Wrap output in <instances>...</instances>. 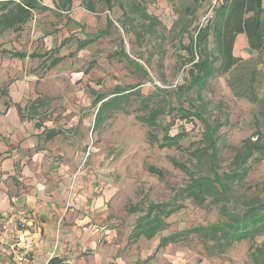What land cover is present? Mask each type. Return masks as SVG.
Wrapping results in <instances>:
<instances>
[{
	"label": "rangeland",
	"instance_id": "obj_1",
	"mask_svg": "<svg viewBox=\"0 0 264 264\" xmlns=\"http://www.w3.org/2000/svg\"><path fill=\"white\" fill-rule=\"evenodd\" d=\"M82 1L72 0L65 10L57 6L59 0H41L48 11L33 12L21 30L0 35V100L7 101L10 83H24L26 110L40 115L47 127L61 130L55 140L62 157L81 163L97 190L110 195L102 224L109 233L98 238L99 251H87L82 255L84 262L75 264H264V234L253 242L234 243L222 253L207 250L211 244L206 246L196 235L156 248L162 237L221 220L210 202L197 208L177 196L192 178L211 176L206 159L198 163L193 155L208 144L203 124L195 117L183 120L179 111H196L206 119L217 145L215 169L219 174L228 171L233 150L255 133L257 108L248 100L252 90L247 83L250 60L256 55L248 51L245 35L237 37L232 55L249 68L239 64L229 74L214 75L198 96L178 87L188 80L190 41L208 24L202 23L208 11L205 0H112L110 8L104 0H90L93 13L83 8ZM143 14L160 23L151 34ZM101 33L92 44L76 49L86 35ZM207 49L216 54L211 34ZM12 52L45 58L18 59ZM198 53L196 47L195 58ZM57 55L63 57L61 62L45 68ZM256 70L253 85L255 94L262 97L264 64ZM119 90H126V112L104 111L95 121L100 103ZM235 92L242 96H234ZM153 110L162 114L157 126L149 128L138 117ZM166 131L178 138L162 146ZM150 167L162 171V176L149 172ZM231 187L230 209L242 207L240 196L264 200V160L252 162L244 181ZM174 198L183 207L166 219V229L150 240H134V227L147 208Z\"/></svg>",
	"mask_w": 264,
	"mask_h": 264
},
{
	"label": "trees",
	"instance_id": "obj_2",
	"mask_svg": "<svg viewBox=\"0 0 264 264\" xmlns=\"http://www.w3.org/2000/svg\"><path fill=\"white\" fill-rule=\"evenodd\" d=\"M107 7H111L112 0H104ZM72 0H59L57 6L60 9L68 10ZM83 8L88 12H94V4L90 0H83ZM49 8L42 4L41 0H0V35L8 30L19 31L26 25L33 12H46ZM123 15L125 13L123 12ZM143 17L149 20L147 29L149 34L153 28L160 23L154 18L143 14ZM207 26L200 28L196 32V37L190 41L189 63L187 71L188 80L185 81L179 90L195 92L200 96L208 80L214 75H225L233 71L239 64H245L246 61L232 55L234 42L239 35H245L248 50L255 54L252 68L249 70V79L247 86L252 90V96L248 100L256 105L254 114L255 133L241 141L238 148L233 150V156L230 161L228 171L219 174L214 166L217 152L216 140L214 138V129L207 123L206 119L196 111L180 109L181 118L190 120L191 117L199 119L204 127L203 139L207 142L206 149H196L193 155L198 163L203 157L208 163L211 176H198L192 178L187 185L180 189L177 196L182 200H189L197 208H203L207 202H210L218 209V215L221 220L208 226L186 229L174 234L162 237L157 245V249L166 247L169 244H176L187 240L191 235L198 236L207 246V250L217 249L222 253L227 247L241 241L253 242V240L264 234V200L258 197L240 196L238 202H242L241 208L228 207L229 203L234 201L232 193V184L242 183L246 178L252 162L264 160V96L258 97L255 94L253 83L256 80L257 65L264 64V8L262 0H222L221 4L214 10L212 18L207 22ZM211 34L215 44L216 54L207 49V37ZM101 35H86L83 41L77 43V50H82L95 42ZM66 40V39H65ZM196 47L199 53L195 58ZM201 50V52H200ZM14 58L23 59L27 57L26 53L12 52ZM125 57V55H121ZM29 58L38 57L35 54L28 55ZM51 58V56L49 57ZM50 60V59H49ZM61 57H55L49 61L45 68H52L61 61ZM249 61V62H250ZM45 62V61H44ZM246 68H249L245 64ZM240 84V83H239ZM245 84H241L244 86ZM231 89L232 85L229 84ZM126 90H119L113 97L100 103L95 121L105 111L106 113L126 112L124 100L127 98ZM240 97L239 93L233 94ZM101 99L98 97L94 103ZM162 114L159 110H153L147 116L138 117L141 123L149 128L157 126V117ZM178 136L170 137L165 132L162 146H169L175 142ZM174 166L184 169L183 165L174 163ZM149 172L162 176L163 172L152 167ZM183 207L181 201L175 198L157 205H150L147 208L146 215L138 219L132 232L133 239L140 237L150 240L158 233L164 231L167 227L166 219L172 214L180 211ZM264 248V245L263 247ZM48 264H63L62 260L52 258ZM137 264H145L140 261Z\"/></svg>",
	"mask_w": 264,
	"mask_h": 264
},
{
	"label": "crops",
	"instance_id": "obj_3",
	"mask_svg": "<svg viewBox=\"0 0 264 264\" xmlns=\"http://www.w3.org/2000/svg\"><path fill=\"white\" fill-rule=\"evenodd\" d=\"M35 55L29 59L45 58ZM18 83H10L7 101L0 100V260L84 262L82 255L99 251L98 238L109 233L102 224L110 195L97 190L81 163L62 157L55 140L61 130L26 110L25 84Z\"/></svg>",
	"mask_w": 264,
	"mask_h": 264
},
{
	"label": "built area",
	"instance_id": "obj_4",
	"mask_svg": "<svg viewBox=\"0 0 264 264\" xmlns=\"http://www.w3.org/2000/svg\"><path fill=\"white\" fill-rule=\"evenodd\" d=\"M222 0H209V5H208V11L205 15V17L202 18V23L206 24L213 16L214 10L221 4ZM88 155V152H87ZM49 261H47L44 264H48ZM0 264H11V263H6L3 260H0ZM12 264H35L31 261L29 262H24L21 258H18V261L16 263Z\"/></svg>",
	"mask_w": 264,
	"mask_h": 264
}]
</instances>
